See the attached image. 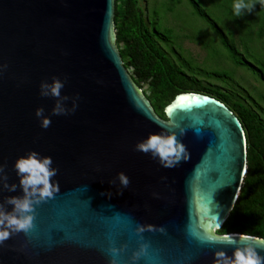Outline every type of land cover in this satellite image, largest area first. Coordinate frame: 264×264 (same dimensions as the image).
Returning <instances> with one entry per match:
<instances>
[{
    "label": "water",
    "instance_id": "1",
    "mask_svg": "<svg viewBox=\"0 0 264 264\" xmlns=\"http://www.w3.org/2000/svg\"><path fill=\"white\" fill-rule=\"evenodd\" d=\"M115 0H0V264H264L219 235L247 168L240 119L125 68Z\"/></svg>",
    "mask_w": 264,
    "mask_h": 264
},
{
    "label": "trees",
    "instance_id": "2",
    "mask_svg": "<svg viewBox=\"0 0 264 264\" xmlns=\"http://www.w3.org/2000/svg\"><path fill=\"white\" fill-rule=\"evenodd\" d=\"M225 2L229 7L240 5L236 9L239 12L247 11V14L244 13L248 15L247 24L236 22L231 15L223 17L234 21L238 34L233 30L226 34L218 20L212 19L198 0H188L193 14L205 20L216 31L228 53L229 61L237 68L247 67L248 70L260 71L258 77L264 80V0L258 3L260 14L255 16L250 14L257 8L252 6V0ZM213 4L217 5L215 2ZM114 23L116 44L124 66L139 88H146L144 94L149 92L147 98L161 118H165V108L179 94L195 92L219 100L240 119L247 140L246 173L239 197L217 233H239L264 239V108L260 101L251 97L255 105L252 108L235 100L227 90L199 79V70L193 61L186 59L182 51H177L172 30L164 26L162 28L157 17L147 20L139 0H115ZM235 37H238L240 44L237 45L238 39ZM162 44L169 46L174 59L162 48ZM214 75L217 78L228 77L215 72Z\"/></svg>",
    "mask_w": 264,
    "mask_h": 264
},
{
    "label": "rangeland",
    "instance_id": "3",
    "mask_svg": "<svg viewBox=\"0 0 264 264\" xmlns=\"http://www.w3.org/2000/svg\"><path fill=\"white\" fill-rule=\"evenodd\" d=\"M198 1L212 19L218 20L219 26L226 34L230 30L236 33L234 21L230 18H223L226 15L235 17L236 22L243 21L247 24L248 15L244 14L247 11L239 12L236 10L240 5L229 7L226 5L225 0ZM252 1L254 2L252 6L257 8L251 11L250 14L255 16L260 14L258 3L261 0ZM214 2L217 5H214ZM139 5L144 10L147 20L157 17L162 28L164 26L172 30L178 47L177 51H182L186 59L193 61L194 66L199 70L197 71L199 79L227 90L230 94H233L235 100L241 101L252 108L255 107L251 99L253 97L260 101V105L264 108V80L258 77L260 71L248 70L247 67H235L229 61L228 53L216 31L205 20L193 14V8L188 0H139ZM221 18L223 19L219 20ZM238 33L239 31L236 34ZM235 38L238 39V37ZM238 44H240L239 39ZM162 48L174 59L169 46L163 45ZM214 72L228 77L217 78ZM145 90L146 88L142 89V92H145ZM148 95L149 92L145 94L146 97Z\"/></svg>",
    "mask_w": 264,
    "mask_h": 264
},
{
    "label": "clouds",
    "instance_id": "4",
    "mask_svg": "<svg viewBox=\"0 0 264 264\" xmlns=\"http://www.w3.org/2000/svg\"><path fill=\"white\" fill-rule=\"evenodd\" d=\"M234 113V112H233ZM244 175H245V173H244Z\"/></svg>",
    "mask_w": 264,
    "mask_h": 264
}]
</instances>
